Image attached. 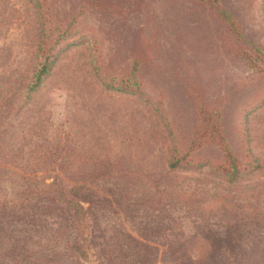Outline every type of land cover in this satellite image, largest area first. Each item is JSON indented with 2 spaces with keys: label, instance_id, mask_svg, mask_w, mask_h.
Wrapping results in <instances>:
<instances>
[{
  "label": "rangeland",
  "instance_id": "374dc122",
  "mask_svg": "<svg viewBox=\"0 0 264 264\" xmlns=\"http://www.w3.org/2000/svg\"><path fill=\"white\" fill-rule=\"evenodd\" d=\"M219 1L238 24L236 44L264 53V0ZM82 8V0H0V195L50 182L41 174L49 152L70 150L66 178L91 200L90 257L73 260L77 232L39 201L24 220L0 212V264H169L187 246L217 264H264L262 65L233 55L227 39L236 37L208 13L199 24L195 13L167 8L166 54L132 71L141 19ZM46 57L51 67L37 80ZM189 88L218 108L226 143L248 167L236 181L214 168L213 146L193 153L200 167L167 170L194 131Z\"/></svg>",
  "mask_w": 264,
  "mask_h": 264
},
{
  "label": "trees",
  "instance_id": "16d2710c",
  "mask_svg": "<svg viewBox=\"0 0 264 264\" xmlns=\"http://www.w3.org/2000/svg\"><path fill=\"white\" fill-rule=\"evenodd\" d=\"M82 3L86 9L94 8L123 20L141 19L138 27V45L131 60L132 71H136L144 63L156 64L154 61L157 57H160L161 49H164L166 54V48L161 44L162 37L159 33L161 28L164 27L163 25L167 23L166 16H164L165 18L161 16L165 14L162 9L167 11V8L176 13L186 11L193 13L194 16L196 14L199 24L200 14L207 15L208 13L213 19L222 24L229 34L236 37L232 40L235 43L227 39L229 51L240 57V60L251 63V67L259 68L262 65L260 70L264 71V53L255 47L245 49L246 47L241 44H236L239 40L237 37L240 36L238 24L230 11L223 7L219 0H82ZM152 4H157L162 9L160 11L154 10ZM84 8L82 9L84 10ZM154 11L159 16L156 21ZM172 17L176 18L175 21L183 22L180 15H173ZM51 64L52 62H49L47 57L40 62L37 80L45 75ZM187 92L192 97L196 115L194 131L186 151L174 155L166 164L167 170L174 171L179 164H196L193 153L204 146H213L218 149L221 155V161L213 164L214 168L221 173L225 181H236L241 174L247 171L248 167L238 160L226 143L220 126L218 108L211 106L210 102H206L197 89L189 88ZM261 93H264V90ZM49 153H52L47 156L49 162L43 168L41 174L49 172L48 176H50L51 181L46 182L44 179L40 183L37 182L38 184L35 186L20 183L15 188V194H11V192L1 194L0 212L4 213L8 209L9 211H16L15 215L22 217L24 220L25 211L39 201L47 203L45 208L55 206L63 216L70 220V227L77 232V237L69 246L70 255L73 260L87 262L90 257V248H88L85 238L88 226L87 208L84 207V204L91 203V200L88 201L86 197L79 198L76 195V184L70 178H66V175L70 176L72 173V169L65 167L67 160L72 158V152L60 149V151L52 150ZM197 163L206 164L204 160H198ZM196 165L200 167L198 164ZM15 174L19 175L16 172ZM30 175L36 176L37 172H32ZM85 189L89 190L88 186H85ZM18 211L22 216L17 214ZM203 253L206 252L202 250L195 252L192 247L188 246L180 247L177 252L173 251V254H171L169 264H217L211 259L209 261L204 260L205 257L204 259L201 257ZM213 253L212 249H208V255L212 256Z\"/></svg>",
  "mask_w": 264,
  "mask_h": 264
}]
</instances>
